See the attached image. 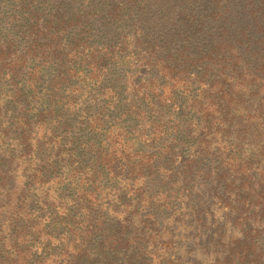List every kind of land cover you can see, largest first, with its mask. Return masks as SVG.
Masks as SVG:
<instances>
[{"label": "trees", "instance_id": "obj_1", "mask_svg": "<svg viewBox=\"0 0 264 264\" xmlns=\"http://www.w3.org/2000/svg\"><path fill=\"white\" fill-rule=\"evenodd\" d=\"M0 264H264V0H0Z\"/></svg>", "mask_w": 264, "mask_h": 264}, {"label": "rangeland", "instance_id": "obj_2", "mask_svg": "<svg viewBox=\"0 0 264 264\" xmlns=\"http://www.w3.org/2000/svg\"><path fill=\"white\" fill-rule=\"evenodd\" d=\"M165 8H167L166 6H164Z\"/></svg>", "mask_w": 264, "mask_h": 264}]
</instances>
